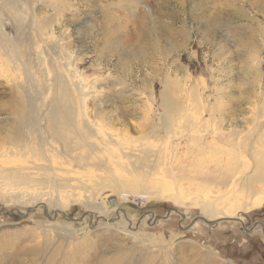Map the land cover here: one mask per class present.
I'll use <instances>...</instances> for the list:
<instances>
[{"label": "rangeland", "instance_id": "obj_1", "mask_svg": "<svg viewBox=\"0 0 264 264\" xmlns=\"http://www.w3.org/2000/svg\"><path fill=\"white\" fill-rule=\"evenodd\" d=\"M5 4L0 0L1 167L21 160L8 152L15 151L14 140L35 150L39 129L50 133L49 86L60 74L71 90L89 92L84 105L90 120L101 119L137 146L174 152L169 157L179 166L171 174L152 169L149 176L168 193L177 188L185 200L177 205L167 195L145 200L134 194L123 200L102 189L89 198L107 211L101 215L85 208L82 191L52 198L0 172V264H98L114 259L118 244L140 256L127 233L144 241L143 253L155 256L154 264H264V229L258 226L264 200L251 212L216 220L202 217L198 201L203 194L237 195L236 205L243 206L256 191L264 194V185L245 178L229 187L210 162L230 148L233 132L246 137L264 130V0H21L19 26ZM109 18L118 35L104 46L101 26ZM162 93L180 109L169 138L160 124ZM156 129L159 138L152 137ZM174 133L181 137L172 139ZM113 168L118 177L135 179ZM101 171L93 172L105 175ZM228 206L227 200L221 208ZM40 226H48L47 239L39 236ZM55 227L75 231V240L57 237Z\"/></svg>", "mask_w": 264, "mask_h": 264}, {"label": "bare ground", "instance_id": "obj_2", "mask_svg": "<svg viewBox=\"0 0 264 264\" xmlns=\"http://www.w3.org/2000/svg\"><path fill=\"white\" fill-rule=\"evenodd\" d=\"M5 1V9L12 16H15V20H13L15 25H22L23 22L21 19L23 14H20V8H17L21 0ZM56 20L57 18H54L48 22L51 30H53V24H55ZM113 23L114 19L109 18L106 19L101 26V37L104 46L115 41V37L118 35V30L112 27ZM143 28L144 24L141 21L136 29L142 31ZM137 34H133L132 36L137 38ZM116 51H118V49ZM38 55L37 59L40 61ZM17 56L16 59L19 60L20 56ZM52 78H54V82L49 86V89L52 91L50 97L52 103L49 105L47 112L48 120L46 121L47 127L50 123V133L48 132L47 134L42 129H39V139L37 146H35V150L25 148V143L22 139L14 140L13 143L18 144L16 145L17 148L13 147L15 151L12 150L8 152L10 156L21 160H12L6 166L2 164L4 166L3 168L0 165L2 169L0 172L4 173L8 179L17 183L19 186H25V188L35 187L40 190H45L47 195L52 198L55 196L53 193L59 194L69 192L75 195V191H82L85 208L88 211L96 210L101 215H107V211L104 210L102 205H97L89 198L95 197L97 192H100L102 189L117 192L119 197L123 200L131 194H134L136 197L144 198L145 200L167 195L175 204L179 205L183 203L185 199L181 196L180 190L176 188L173 193H168L167 187L160 181L156 182L151 179L149 176L152 169L164 170L166 168L167 173L171 174V168L173 166H179L176 165L175 156L169 157L174 152L165 156L164 154L161 155L152 150L150 145L140 143L141 145L139 144L140 146H137L135 144L136 141L121 137V133H119V131L115 132L116 129L113 130L107 123H99L101 119L99 121L90 120L86 114L87 111L85 108L87 107L84 105L85 98L89 92L84 93L83 90L78 89L71 90L68 86H65V84L63 85L65 82L60 74H53ZM90 93H93V91H90ZM97 103H99L97 104V106H99L101 102ZM46 105L47 103H45L44 106ZM161 105L163 109L162 119L160 120L161 130H163L165 134L171 135L172 125L176 121L175 116L180 109L178 105L176 106L174 99L169 96V94L165 93L161 94ZM96 115H98V112H95V116ZM159 129L151 130L153 132L152 137H161ZM218 129L222 128L218 127ZM17 132H20L19 127L17 128ZM234 133H236V135L233 137L234 140H231L232 142L230 141L229 143L230 148L224 150L222 155H219L213 161H210L212 173H219L222 179H224V182L227 183V185L229 184V187L240 183L241 178H245L248 184L258 183L264 185V130L257 129L253 136L247 135L246 137H239L240 134L238 135L237 132H233L232 134L234 135ZM45 134H47V136H45ZM179 137L181 136L175 134L172 136V139H177ZM53 143L56 144L55 147ZM214 144L217 145L219 143ZM206 145H208V142ZM47 147L54 151V155L52 154L53 157L48 156L50 150L46 149ZM216 147L220 146L217 145ZM204 150H206V148L199 144L198 151ZM26 156L37 157V161L35 159L29 161ZM247 158H250V161ZM57 159L62 161L59 162ZM114 161L115 163H113ZM118 165L122 167V170L127 172L129 175L127 177L135 179L126 180V176L121 177L120 175L118 177L119 174H114L112 172L114 169L113 166L116 167ZM63 166H66V169H63ZM67 166L69 168H67ZM69 169H72V171ZM92 170H106V173H103L105 175L101 173L94 174ZM245 171H247V173H245ZM89 190H93L92 194ZM235 196L237 198H234ZM234 197H231V195L222 197H209L207 194L199 195L198 201L202 217L207 220H216L218 218L232 219L236 216L237 212L248 213L255 210L259 207V203L264 200V194L260 190L256 191L249 200L243 202V206H237L236 204L240 199L237 195H234ZM227 200L229 201L228 208H221ZM50 203L52 202L50 201ZM106 228L108 229L111 227L107 226ZM40 229L42 232L39 236L47 239V233H50L48 226H40ZM63 229H57L55 227L53 230L55 233L57 232V235H60L57 237L75 240V231ZM47 230L49 232H47ZM125 238L138 244L139 247H135V249L138 248L141 250L140 256L137 254L138 256L135 257V252H133V250L126 251V249L121 248V245L118 244L116 246L118 248L115 250L117 257L115 255L114 259L108 257L105 260L99 261L98 264H154L155 256L147 254L148 252L143 253L148 250L145 249L146 244L143 240L138 239L136 235L131 233H127ZM59 248L61 249V247Z\"/></svg>", "mask_w": 264, "mask_h": 264}, {"label": "flooded vegetation", "instance_id": "obj_3", "mask_svg": "<svg viewBox=\"0 0 264 264\" xmlns=\"http://www.w3.org/2000/svg\"><path fill=\"white\" fill-rule=\"evenodd\" d=\"M245 220H246L247 223H250L249 220H247V219H245ZM258 226H259L260 229H264V224H262V223L260 224V223H259ZM261 233H262L263 236H264V230H262Z\"/></svg>", "mask_w": 264, "mask_h": 264}, {"label": "water", "instance_id": "obj_4", "mask_svg": "<svg viewBox=\"0 0 264 264\" xmlns=\"http://www.w3.org/2000/svg\"><path fill=\"white\" fill-rule=\"evenodd\" d=\"M214 224V223H213Z\"/></svg>", "mask_w": 264, "mask_h": 264}]
</instances>
